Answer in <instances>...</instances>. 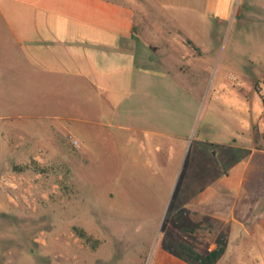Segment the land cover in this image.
<instances>
[{
	"label": "rangeland",
	"instance_id": "rangeland-1",
	"mask_svg": "<svg viewBox=\"0 0 264 264\" xmlns=\"http://www.w3.org/2000/svg\"><path fill=\"white\" fill-rule=\"evenodd\" d=\"M141 1L164 38L180 36L171 15L182 17L213 65L201 97L204 79L181 80L195 120L167 160L161 149L172 140L149 130L138 102L81 116L87 96L30 78L0 27V264H153L159 247L206 255L212 243L225 245L222 224L176 203L187 186L202 187L201 170L230 163L193 138L228 139L251 110L264 124V0H235L225 23L212 17L209 41L199 25L207 0Z\"/></svg>",
	"mask_w": 264,
	"mask_h": 264
},
{
	"label": "crops",
	"instance_id": "crops-1",
	"mask_svg": "<svg viewBox=\"0 0 264 264\" xmlns=\"http://www.w3.org/2000/svg\"><path fill=\"white\" fill-rule=\"evenodd\" d=\"M234 1H206L199 13L206 41L212 38L211 18L225 23ZM146 6L141 0H0V27L26 61L30 78H50L87 96L76 107L81 116L113 115L138 102L140 116L151 121L149 130L171 138L161 149L167 160L190 140L195 120L194 101L181 80L204 79L201 97L213 65L205 61V42L189 33L182 17L171 15L180 36L168 32L164 38ZM236 121L228 139L193 138L200 149L210 144L213 157L230 163L221 171L197 173L202 187L191 194L187 186L176 206L194 208L225 227V251L215 264H264V124L252 110L250 118ZM153 264L192 263L159 247Z\"/></svg>",
	"mask_w": 264,
	"mask_h": 264
},
{
	"label": "trees",
	"instance_id": "trees-1",
	"mask_svg": "<svg viewBox=\"0 0 264 264\" xmlns=\"http://www.w3.org/2000/svg\"><path fill=\"white\" fill-rule=\"evenodd\" d=\"M188 250L190 255L184 253H178V255L192 264H215L225 251V245H218L206 255H202L192 248H189Z\"/></svg>",
	"mask_w": 264,
	"mask_h": 264
},
{
	"label": "built area",
	"instance_id": "built-area-1",
	"mask_svg": "<svg viewBox=\"0 0 264 264\" xmlns=\"http://www.w3.org/2000/svg\"><path fill=\"white\" fill-rule=\"evenodd\" d=\"M75 143H79V141L78 140H75Z\"/></svg>",
	"mask_w": 264,
	"mask_h": 264
}]
</instances>
